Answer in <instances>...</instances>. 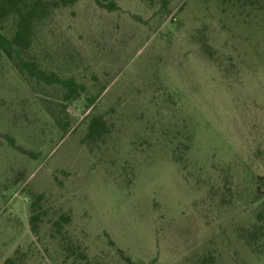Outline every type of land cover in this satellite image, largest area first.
Wrapping results in <instances>:
<instances>
[{
	"label": "rangeland",
	"instance_id": "obj_1",
	"mask_svg": "<svg viewBox=\"0 0 264 264\" xmlns=\"http://www.w3.org/2000/svg\"><path fill=\"white\" fill-rule=\"evenodd\" d=\"M45 1L25 57L85 91L0 50V264H264V0Z\"/></svg>",
	"mask_w": 264,
	"mask_h": 264
},
{
	"label": "trees",
	"instance_id": "obj_2",
	"mask_svg": "<svg viewBox=\"0 0 264 264\" xmlns=\"http://www.w3.org/2000/svg\"><path fill=\"white\" fill-rule=\"evenodd\" d=\"M72 1V0H71ZM99 5L107 7L110 10L117 9L114 1L103 2L95 0ZM51 6H59L56 2H47L45 0H0V27L11 16L16 18L15 30L12 35L0 31V50L12 61L17 70L26 77L36 78L48 84H59L65 88L63 99L68 102L76 99L85 91V86L77 83L73 78L64 79L56 73H47L39 67V64L25 57L33 43L36 24L39 20L47 17L51 11ZM107 132V125L101 117H94L89 126L90 138H99ZM41 199V196H38ZM41 219L39 213L31 217L33 231L38 228V222ZM61 220L68 221L66 216ZM55 224L62 227L60 221ZM12 260L7 259L6 264H11Z\"/></svg>",
	"mask_w": 264,
	"mask_h": 264
}]
</instances>
